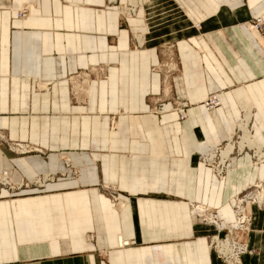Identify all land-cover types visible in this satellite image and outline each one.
Masks as SVG:
<instances>
[{"label": "crops", "instance_id": "obj_1", "mask_svg": "<svg viewBox=\"0 0 264 264\" xmlns=\"http://www.w3.org/2000/svg\"><path fill=\"white\" fill-rule=\"evenodd\" d=\"M128 2L0 0V172L52 178L0 188V264H224L193 208L232 224L264 163L233 151L218 176L200 154L247 115L264 148V0ZM243 240L264 264V209Z\"/></svg>", "mask_w": 264, "mask_h": 264}, {"label": "built area", "instance_id": "obj_2", "mask_svg": "<svg viewBox=\"0 0 264 264\" xmlns=\"http://www.w3.org/2000/svg\"><path fill=\"white\" fill-rule=\"evenodd\" d=\"M115 0H105L106 4L113 3ZM124 12L128 15H133V9L132 6L129 3H126V5L122 6ZM27 14V7H22L20 10L17 12L18 17H23ZM121 14V12H120ZM249 26L254 29L258 30L261 32H264V25L263 22L260 18H254L252 19L251 22H249ZM135 47H139L137 44V41L135 40ZM220 101L217 96V94H211L209 95L204 102L202 103V106L205 110H213L219 105ZM178 116L180 119H183V114L181 113V110H177ZM1 137V136H0ZM232 139V137H231ZM239 140V139H238ZM233 146L234 144L231 143ZM226 145V144H225ZM225 145L222 148H211L210 152H204L200 154L201 160L204 164H208L211 166L216 175L221 176L222 173L224 172L225 166H226V161L228 156L233 152H239L241 153L243 150L247 149L250 151L251 158L252 155L254 162L253 164L257 163V157L253 153L252 150L245 148L242 149L241 151L237 149V146L234 147V149L231 150V152L227 155L226 158H221L220 156V150L225 147ZM237 145V144H236ZM26 147V150H23V148ZM14 152L23 154L30 152L28 146L26 145H21V144H16L15 148L11 147ZM260 162L264 163V153L263 156L260 158ZM42 177V176H41ZM264 177V176H263ZM52 180L51 176H48L46 179L45 178H35V180H32L31 183H35L34 185H37L39 187L43 186V183L45 182H50ZM18 186L21 187H26V184H23L22 182H17L13 183L11 180V177L9 174L5 171L0 172V187L12 190L13 186ZM251 187H254L255 190L252 192H248ZM247 187L243 192L239 195H237L234 199V203L232 205V213L236 221L239 223V228H237V231H229L225 228H220V221L215 218V215L208 211L206 208H202V211L199 213H193L197 218H199L201 221L213 226L215 229L216 234L210 236L209 241H208V247L215 253V255L224 263V264H241V256L247 253L246 245L240 241L239 239H234V238H229V235L235 233V232H241L242 234L246 233L248 231L249 227V221H250V214L247 210V207L251 204L254 205L252 201V196H255L258 192L264 188V180L260 183L256 181L253 186ZM248 189V190H247ZM255 192V195L253 194ZM247 204V205H246ZM239 206L241 208H239ZM191 206V210H192ZM260 207H264V204H261ZM241 209L243 210L241 212ZM219 232L226 233L227 236L220 238L218 236Z\"/></svg>", "mask_w": 264, "mask_h": 264}, {"label": "bare ground", "instance_id": "obj_3", "mask_svg": "<svg viewBox=\"0 0 264 264\" xmlns=\"http://www.w3.org/2000/svg\"><path fill=\"white\" fill-rule=\"evenodd\" d=\"M129 1L134 5V8L139 3H142L143 2V0H129ZM134 11H135V9L133 10V12ZM248 121H249V115L245 116L244 120L239 125L240 128L243 129V133L244 134H243V138H241L242 142H240L238 144V146H239V149L238 150L241 151L242 149H245V148H248V149L252 150L253 153L255 154V156L257 157L256 158L257 159V163H261L260 162V158L263 156L264 148L255 139H252V137L249 135L248 128H247ZM231 137L229 139L228 144L225 147L226 149L222 152V154L219 153L220 156H221V158H226L227 155L231 152V150L234 149V147H235V146H233L231 144L232 143ZM213 147L214 146L208 147V148H206V150L201 148L202 149L201 151H203L202 153H204V152H210V149L213 148ZM26 149H27L26 147L23 148V150H26ZM48 176L49 175H44V176H42V178H45L46 179ZM252 200H253V202H256V203H253L254 204L253 205L254 207H256L257 209H262V207H260V205L261 204H264V188H262V190L260 191V194L259 195L252 197ZM202 208H204V207H202V206L194 207L193 208V213H199V212H201L202 211ZM239 208H241V207L239 206ZM242 211L243 210L241 209V212ZM215 218H216V216H215ZM250 221H251V214H250ZM219 226H220V228H225V229H227L229 231H232V230L237 231V228H239L240 225H239V223L235 219L234 222L232 224H230V225H226V224L220 222V225Z\"/></svg>", "mask_w": 264, "mask_h": 264}, {"label": "rangeland", "instance_id": "obj_4", "mask_svg": "<svg viewBox=\"0 0 264 264\" xmlns=\"http://www.w3.org/2000/svg\"><path fill=\"white\" fill-rule=\"evenodd\" d=\"M143 1H146V0H143ZM126 3H129L128 2V0H125V4H123V6L124 5H126ZM120 4H118L117 3V0H115L113 3H109V4H107V6H116V7H118ZM137 6H142V4H138ZM122 7V6H121ZM118 10V13H120L121 12V10H119V9H117ZM121 16V15H120ZM132 42L134 43L135 41H133V38H132ZM141 40H139V44L141 45ZM132 48L133 49H135V48H138V47H135V45L133 44V46H132ZM220 104V103H219ZM219 106V105H218ZM217 106V107H218ZM216 107V108H217ZM215 109V108H214ZM242 122H240V124H241ZM239 124V125H240ZM238 125V131H240V133H238V132H236V134H235V136L232 138V143L234 144V146H236V144L238 145V143H240V142H242V140H241V138H243V129H241L240 128V126ZM248 132H249V130H248ZM238 133V134H237ZM249 135H250V132H249ZM240 136V137H239ZM251 136V135H250ZM239 137V138H238ZM252 137V136H251ZM239 139V140H238ZM252 139H254L253 137H252ZM0 144H4V145H6V146H8L6 143H5V141H3V138L2 137H0ZM16 144H20V143H15V144H11V147H13V148H15V145ZM21 145H26V144H21ZM26 146H28V145H26ZM262 146V145H261ZM223 147V146H222ZM263 147V146H262ZM28 148H29V146H28ZM11 150H13L12 148H11ZM30 151H31V149H29ZM13 151H15V150H13ZM13 151H11L12 153H13ZM245 151H247V152H249L250 153V156H251V152L250 151H248L247 149H245ZM27 153H29V152H27ZM27 153H23V154H27ZM13 154H15V153H13ZM16 154H18V153H16ZM20 155H22V154H20ZM253 158H255V157H253V155H252V158H251V160H252V164H253V162H254V160L255 159H253ZM42 175H40V176H38V177H36V179L37 178H42L41 177ZM11 180H12V178H11ZM32 180H35V179H31L30 181H25V182H23V181H20V182H22L23 184H26V187H23V186H21V187H19L18 188V186H13V188H12V190H9V189H6V188H4V189H6V190H8V192H10V194H13V193H18V192H20V191H22V190H29V189H32V188H35V189H38V190H40V189H42L43 187H44V184L46 183H43V186H41V187H39V186H37V185H34L33 183H31V181ZM264 180V177L263 178H261V179H259V180H257L258 182H262ZM12 182L13 183H17V182H19L18 180H12ZM48 182V181H47ZM256 182V181H255ZM254 184H252V185H250V187L251 186H253ZM0 188H3V187H0ZM248 190V189H247ZM253 190H255V188L254 187H251L250 188V190H248V192H252ZM241 194V193H240ZM254 195H255V192L253 193ZM260 194V192H258L255 196H257V195H259ZM252 197H254V196H252ZM253 201V200H252ZM247 205V204H246ZM194 207H198V206H194ZM254 208V206L253 205H249L248 207H247V210H248V212L251 214V210ZM262 209H264V207L262 208ZM231 210H232V206H231ZM233 214V213H232ZM215 215V214H214ZM249 224H250V222H249ZM248 230H249V227H248ZM248 232V231H247ZM246 232V233H247ZM216 234V233H215ZM215 234H213V235H215ZM218 236L220 237V238H223V237H225V236H227V234L226 233H223V232H219V234H218ZM243 237H244V234H242L241 232H235V233H233V234H231V235H229V238H234V239H239L240 241H242L243 243H244V240H243ZM245 244V243H244ZM210 249V248H209ZM211 250V249H210ZM212 251V250H211ZM215 254V253H214ZM218 258V257H217ZM219 259V258H218Z\"/></svg>", "mask_w": 264, "mask_h": 264}]
</instances>
